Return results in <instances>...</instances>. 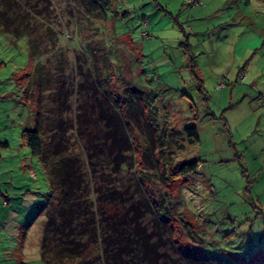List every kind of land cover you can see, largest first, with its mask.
I'll use <instances>...</instances> for the list:
<instances>
[{
  "label": "rangeland",
  "instance_id": "obj_1",
  "mask_svg": "<svg viewBox=\"0 0 264 264\" xmlns=\"http://www.w3.org/2000/svg\"><path fill=\"white\" fill-rule=\"evenodd\" d=\"M9 2V25L22 29L0 27V189L42 205L26 217L25 263L48 264L41 240L57 191L22 144L43 125L44 140L87 171L97 224L138 240L139 259L142 243L154 247L157 263L143 264H186L185 253L264 264V0ZM111 108L134 119L123 167L100 116ZM192 161L195 175L175 177ZM20 244L0 247V264H17Z\"/></svg>",
  "mask_w": 264,
  "mask_h": 264
},
{
  "label": "trees",
  "instance_id": "obj_2",
  "mask_svg": "<svg viewBox=\"0 0 264 264\" xmlns=\"http://www.w3.org/2000/svg\"><path fill=\"white\" fill-rule=\"evenodd\" d=\"M8 4H10L9 0H0V27L21 30L20 25H9L12 22L9 20L11 16L8 15ZM17 14H21V11ZM125 113L126 117H123L119 111L111 108L109 111L103 110L100 115L107 121V126L110 128L107 138H112L110 148L111 150L116 148L115 163L120 167L128 164L126 160L129 153L133 151L126 121L128 117L131 120L134 119L131 117L130 109ZM138 115L142 117V114ZM54 128H56V122L48 123L47 130L51 131ZM44 131H46L45 127L42 125L26 129L22 134V144L30 148L32 154L42 161L52 182V188L57 191L55 196L49 195L50 204L46 209V223L41 240L42 259L48 264H143L146 259L157 263L159 255L156 254L158 257L153 260V246L147 245L146 242L142 243L141 245L146 247L143 254L147 257L139 259V255L133 248L134 243H139L138 240L127 236L115 224L104 222L97 224L93 206L96 196L91 181L87 177V171H84L85 168L77 157L63 159L61 153H64V150L61 143H58L55 148L54 143L46 142L43 137ZM184 133L189 145L200 142L197 127H188ZM154 149L155 146L151 151L153 152ZM126 154L127 156H124ZM199 167V161L183 163L176 167L174 175L188 178L195 175ZM185 254L186 264H230L205 256ZM126 260L129 261L125 262ZM245 264L263 263L247 262Z\"/></svg>",
  "mask_w": 264,
  "mask_h": 264
},
{
  "label": "crops",
  "instance_id": "obj_3",
  "mask_svg": "<svg viewBox=\"0 0 264 264\" xmlns=\"http://www.w3.org/2000/svg\"><path fill=\"white\" fill-rule=\"evenodd\" d=\"M243 38L244 40L248 41V39L250 38V34H247V35L245 34ZM6 145L9 147L8 143H6ZM39 161H40L39 163L43 171L47 175V172L43 166L42 161L40 159ZM24 164H25V161H23V165ZM24 167L25 165L22 168ZM28 170H31V168H29ZM14 181H15V177H12V182ZM1 183L2 182L0 181V184ZM14 189H15L14 185H11L10 188L7 187L5 189H0V247L2 250L1 252L5 253L6 255H9L10 248L8 247L14 246L13 244L15 242H17V244L19 243V245L21 246L20 243H21V240H23V244L25 246L23 248V253L22 254L19 253L17 249H15V252H17L19 256V258L17 259L18 260L17 264H26L25 262L26 260H28V257L32 256L31 249L26 248V244H27L26 238L23 237L26 235L24 234V231L26 230L25 227H29V228L31 227V224L26 223V217L32 205L34 206V208L41 207L42 205L39 201L36 200L37 199L36 197H32L31 200L28 201V203L26 204L25 202L26 198L24 196H21V195H24V194H21L23 192L17 193L14 191ZM27 192L29 191L24 192L25 195H34L33 193H27ZM4 193L8 195L4 196L5 195ZM49 193L50 192L45 193L43 197L45 198V196H48ZM40 195L41 194L39 193L38 196ZM20 198H22V200H18ZM18 239H19V242H18ZM11 255H13V253ZM0 262L2 261L0 260Z\"/></svg>",
  "mask_w": 264,
  "mask_h": 264
}]
</instances>
